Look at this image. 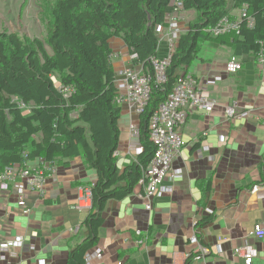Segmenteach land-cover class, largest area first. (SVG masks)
Listing matches in <instances>:
<instances>
[{"label":"crops","instance_id":"1","mask_svg":"<svg viewBox=\"0 0 264 264\" xmlns=\"http://www.w3.org/2000/svg\"><path fill=\"white\" fill-rule=\"evenodd\" d=\"M183 14L181 29L185 34L192 20L187 12ZM240 16L233 11L230 19L239 20ZM232 32L237 31L226 34ZM111 48V61L117 70L128 61L129 51L119 38L111 41ZM232 57L231 42H202L186 72L203 82L202 94L215 100L216 106L211 113L189 114L181 131L186 146L164 182L171 191L153 198L152 212L145 210L141 197L144 189L139 183L131 196L108 202L95 249L103 252V259L93 264H198L193 260L196 246L190 243L196 233L210 250L206 264H242L232 251L244 243L256 224L264 222V186L251 193L264 179L260 170L264 154V67L259 58L242 62L237 57L242 69L229 74L226 65ZM216 76L222 80L215 86L206 84ZM227 107L236 108L237 115L228 117ZM122 109L116 151L120 168L143 151L140 137H133L129 129L131 123L139 125L140 116L129 107ZM243 112L250 116L241 117ZM42 162L29 165L40 166L47 175L43 197L27 193L29 216L17 205L14 188L0 191V243L17 236L25 240L23 247L12 248V264H65L70 250L85 237L82 223L92 205L78 209L83 205L81 189L95 185L96 172L81 158L66 167ZM177 171L181 178H176ZM208 183L211 190L205 195ZM204 217L210 221L198 226ZM250 242L259 251L254 264H264V240Z\"/></svg>","mask_w":264,"mask_h":264},{"label":"trees","instance_id":"2","mask_svg":"<svg viewBox=\"0 0 264 264\" xmlns=\"http://www.w3.org/2000/svg\"><path fill=\"white\" fill-rule=\"evenodd\" d=\"M178 1L183 11L195 13L194 20L180 37L166 83L153 87L139 117L143 151L124 168L114 156L123 109L115 101L111 41L121 39L137 56L134 63L152 72L149 60L160 40L157 28L172 13L173 0H43L46 41L0 31V175L8 167L41 160L66 167L76 158L97 175L92 208L82 223L85 237L70 250L65 264H86V255L100 242L108 202L131 196L144 177L156 151L150 120L193 64L202 42H231L234 57L242 62L264 54V0ZM244 6L252 27L244 19L237 32L219 38L205 32ZM260 170L264 177V154ZM210 190L208 183L205 195ZM209 221L204 217L197 225Z\"/></svg>","mask_w":264,"mask_h":264},{"label":"built area","instance_id":"3","mask_svg":"<svg viewBox=\"0 0 264 264\" xmlns=\"http://www.w3.org/2000/svg\"><path fill=\"white\" fill-rule=\"evenodd\" d=\"M173 6H175L173 8L174 12L172 11L170 13L171 16L167 19V23H169L168 32L159 40L156 55L150 58L153 71L147 72L142 65H136L134 61L137 56L130 54L128 61L123 65L124 68L119 71H117L118 69L115 70V85L117 88L115 101L121 107H129L138 116L147 107L153 87L166 83L167 69L176 53L180 37L184 33L180 28V14L176 15L182 9V4L176 0ZM244 19H246L249 26H253V18L248 14L246 6L241 9L240 21H233L229 17H225L217 26L208 28L205 32L213 36L226 34L233 30L238 31L240 23ZM161 31L160 26L157 28V32L162 33ZM259 60L264 67L263 53L259 56ZM241 69L242 64L235 57H232L226 65V72L229 74H235ZM221 80V76H216L208 80L206 84L215 86ZM203 90L205 88L202 81L187 72L182 74L178 78L173 92L159 105L158 110L150 120L149 137L156 147V151L138 186L144 189V194L141 197L144 200L147 212H152L153 198L160 197L163 193L171 191V188L164 186V182L173 171L172 163L186 145L181 131L189 114L199 110L210 113L216 106L215 100L202 94ZM20 107L23 109L27 108L22 103ZM225 113L230 118L237 115L234 107L225 108ZM248 116H250L249 112L241 114L243 118ZM129 129L133 137H139V125L131 123ZM114 156H118V152H115ZM40 168V166L29 165L11 166L0 175V191L9 192L11 187L14 188L17 205L23 209L25 216H29L31 212L26 203L27 193H34L40 197H43L45 193L47 175L45 169ZM175 176L176 178H181V174L178 171L175 172ZM92 187L81 189L80 203H83V205L79 206L78 209L91 207ZM262 187L263 185L260 184L254 186L251 193H258ZM137 234L140 235V232H137ZM253 239L264 240V222L256 224L254 230L246 236L244 243L235 247L232 251L234 258L242 261V264H254L259 257L258 249L250 242ZM190 243L196 246L194 262L206 264L205 257L210 253V250L202 245L198 233L191 237ZM24 244L25 240L22 236L0 243V264L7 262L12 264L9 262V259L13 256L12 248H21ZM31 248L33 249L34 247L31 246ZM102 259L103 252L97 249L86 255V264H93L95 261H101Z\"/></svg>","mask_w":264,"mask_h":264},{"label":"rangeland","instance_id":"4","mask_svg":"<svg viewBox=\"0 0 264 264\" xmlns=\"http://www.w3.org/2000/svg\"><path fill=\"white\" fill-rule=\"evenodd\" d=\"M174 1L176 0H173V3ZM227 2L230 4L231 0H227ZM42 3H43V0H0V31L1 32L7 31L9 33L16 32L30 39H41L42 41H46V38H47L46 22L47 21L44 15L45 9L43 8ZM173 8H175V6H173ZM237 11L241 13V9ZM183 12L184 11L181 9L178 13H176V15L180 14V17H182V15H184ZM187 13H188L189 20L193 21L192 17L193 15L195 16V13L192 11L191 13L190 12H187ZM169 16L171 15L167 14L166 19H165V24L161 26L162 33L160 32L158 33L160 40L162 36L166 35L168 32L169 23H167V19ZM233 21H240V20L237 19ZM224 35L226 34L213 35V37L219 38ZM48 49L50 51L49 47ZM136 65H139V64H136ZM123 68L124 66H121L119 67L117 71ZM185 73L186 71H184L182 74H185ZM13 102L19 103L21 105L18 98H14Z\"/></svg>","mask_w":264,"mask_h":264},{"label":"bare ground","instance_id":"5","mask_svg":"<svg viewBox=\"0 0 264 264\" xmlns=\"http://www.w3.org/2000/svg\"><path fill=\"white\" fill-rule=\"evenodd\" d=\"M184 20V18L183 17H180V21H183ZM179 21V22H180ZM180 28H181V22H180ZM128 49V48H127ZM128 51H129V49H128ZM129 54H130V51H129ZM130 55H132V54H130ZM214 110V109H213ZM199 111H201V110H199ZM205 112V111H204ZM193 113V112H192ZM208 113V112H207ZM211 113V112H210ZM232 118V117H231Z\"/></svg>","mask_w":264,"mask_h":264}]
</instances>
